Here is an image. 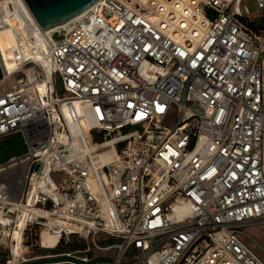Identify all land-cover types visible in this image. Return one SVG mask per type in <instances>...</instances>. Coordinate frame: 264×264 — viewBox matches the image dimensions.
Segmentation results:
<instances>
[{"label":"built area","instance_id":"1","mask_svg":"<svg viewBox=\"0 0 264 264\" xmlns=\"http://www.w3.org/2000/svg\"><path fill=\"white\" fill-rule=\"evenodd\" d=\"M250 15L245 0H99L45 32L25 0H0L14 37L0 42V138L21 130L28 148L0 165V264H264L246 242L264 227V27ZM30 234L84 247L31 256Z\"/></svg>","mask_w":264,"mask_h":264},{"label":"water","instance_id":"2","mask_svg":"<svg viewBox=\"0 0 264 264\" xmlns=\"http://www.w3.org/2000/svg\"><path fill=\"white\" fill-rule=\"evenodd\" d=\"M36 20L45 32L53 31L81 14L87 12L99 0H25ZM4 77L0 64V81ZM28 152L21 130L9 136L0 138V165L23 156ZM89 258L93 254L90 253ZM111 258L99 257L85 262L71 255H54L22 264H95L101 261H111Z\"/></svg>","mask_w":264,"mask_h":264},{"label":"bare ground","instance_id":"3","mask_svg":"<svg viewBox=\"0 0 264 264\" xmlns=\"http://www.w3.org/2000/svg\"><path fill=\"white\" fill-rule=\"evenodd\" d=\"M126 3L129 2V3H136L137 5L139 4H146L149 0H124ZM169 0H165V2H168ZM85 13L81 14L80 16H78L76 19H73L72 21L64 24V25H61L59 27H56L53 31L55 30H58V29H61L62 31H67L71 26H73V24H75V22H77ZM53 31H50V32H53ZM0 42L3 46V48H7L9 46H11L14 42V37L12 35L11 32L7 31L5 33H1L0 34ZM73 104H74V110L75 112L78 114V113H81L82 111V107H81V103L78 99H73ZM63 112L70 124V128H71V131L73 132V134L75 136H78L79 133L81 132L80 131V128L85 126L84 123L82 122V119H79L77 121H75L72 117V113H71V110L69 109V107L67 105H65L63 107ZM106 146H109V144H107ZM103 160H107L109 158V155L106 156L104 155L103 157ZM58 241V238L56 236H52L50 234H48L47 232H44L43 233V236H42V242L44 244V246L48 247V248H53L55 246V244L57 243Z\"/></svg>","mask_w":264,"mask_h":264},{"label":"rangeland","instance_id":"4","mask_svg":"<svg viewBox=\"0 0 264 264\" xmlns=\"http://www.w3.org/2000/svg\"><path fill=\"white\" fill-rule=\"evenodd\" d=\"M134 4H136V3H134ZM245 4L248 6V8L251 12L249 20L255 21L256 24H258V25L264 23V11L260 10L258 8L256 0H245ZM12 83H13V80L2 84L0 86V90L11 88ZM247 233L249 236L246 238V242L247 243L250 242V244H254L255 248L262 249L264 251V229L262 231H260V229H258L257 227H254L252 229L247 230ZM257 245L258 246L261 245L262 248H259ZM44 250H47V249H44ZM34 253L35 252L33 250H31L29 255L34 256L35 255ZM61 264H63V263H61Z\"/></svg>","mask_w":264,"mask_h":264},{"label":"trees","instance_id":"5","mask_svg":"<svg viewBox=\"0 0 264 264\" xmlns=\"http://www.w3.org/2000/svg\"><path fill=\"white\" fill-rule=\"evenodd\" d=\"M250 26L255 29V28H259V27H264V23L258 25L256 24L255 21H251L249 22ZM39 239V235L37 234H30L28 235V242L32 245H34V247L32 248V250L35 252L34 256H40V255H48V254H63V253H75L76 251L82 249L84 246L77 240H74L73 242H68L65 243L64 241H62L56 249L53 250H44L42 248H40L39 246H35L36 240Z\"/></svg>","mask_w":264,"mask_h":264},{"label":"crops","instance_id":"6","mask_svg":"<svg viewBox=\"0 0 264 264\" xmlns=\"http://www.w3.org/2000/svg\"><path fill=\"white\" fill-rule=\"evenodd\" d=\"M254 228V227H253ZM258 229H260V231H262L263 229H264V227H257ZM263 228V229H262ZM250 229H252V228H250ZM252 248L254 247V244H250V242L248 243ZM258 246V245H257ZM255 251H256V253L261 257V258H263L264 259V251L262 250V249H258V248H253Z\"/></svg>","mask_w":264,"mask_h":264}]
</instances>
